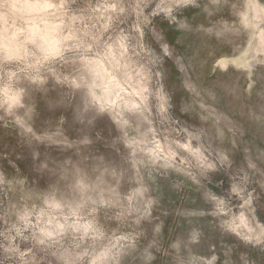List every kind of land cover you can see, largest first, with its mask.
<instances>
[{
	"label": "rangeland",
	"instance_id": "1",
	"mask_svg": "<svg viewBox=\"0 0 264 264\" xmlns=\"http://www.w3.org/2000/svg\"><path fill=\"white\" fill-rule=\"evenodd\" d=\"M263 29L251 0H0V264H264Z\"/></svg>",
	"mask_w": 264,
	"mask_h": 264
},
{
	"label": "bare ground",
	"instance_id": "2",
	"mask_svg": "<svg viewBox=\"0 0 264 264\" xmlns=\"http://www.w3.org/2000/svg\"><path fill=\"white\" fill-rule=\"evenodd\" d=\"M251 5H252V9H253V13H254V16L257 17V18H263L264 19V6H262L258 0H251ZM260 29V28H258ZM258 39H259V42H260V45L264 48V29L261 30L258 34ZM258 42V41H257ZM255 50V49H254ZM263 51V50H262ZM253 54V53H252ZM253 56H255L253 54ZM252 58V57H251ZM250 58V59H251ZM248 60V59H247ZM246 61V59H245ZM247 62V61H246ZM249 62V61H248ZM244 63V62H242ZM241 63V64H242ZM235 65V64H234ZM239 65V64H238ZM245 65V64H244Z\"/></svg>",
	"mask_w": 264,
	"mask_h": 264
}]
</instances>
